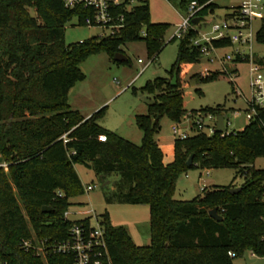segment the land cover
I'll return each mask as SVG.
<instances>
[{"label":"trees","instance_id":"obj_1","mask_svg":"<svg viewBox=\"0 0 264 264\" xmlns=\"http://www.w3.org/2000/svg\"><path fill=\"white\" fill-rule=\"evenodd\" d=\"M174 1L185 10L191 0ZM199 1H209L201 15L218 6L213 0ZM110 10L118 24L113 32L66 43V23L77 16L78 23L86 24L93 8L81 3L68 7L65 0H0V264L72 261L66 253L38 257L22 247V239L33 234L67 236L74 221L64 213L70 199L85 192L75 169L79 163L94 169L106 202L150 207L149 244L136 243L125 226L114 225L108 210L100 215L113 264H234V257L246 250L264 255V168L253 164L264 156V108L258 107L252 121L230 133L175 138L174 158L166 163L157 141L162 118L179 121L187 111L180 75L202 56L191 41L197 34L194 28L180 38L169 70L177 73L176 84L157 76L142 87L156 99L148 103L146 113L136 114L143 133L140 144L100 124L106 106L88 117L72 107L69 91L85 77L80 62L90 54L105 51L113 58L117 51L125 53L122 44L142 40L153 59L164 46L168 24L152 21L148 0L129 7L112 5ZM257 39L264 42V18ZM214 44L231 43L225 38ZM201 109L227 111L221 104ZM101 134L107 139L100 140ZM219 167L237 168L230 184L204 187L191 199L174 197L182 173ZM238 174L244 175L241 185L233 182ZM236 186L241 189L234 193ZM46 206L51 209L44 211ZM214 207L222 219L209 214Z\"/></svg>","mask_w":264,"mask_h":264},{"label":"rangeland","instance_id":"obj_2","mask_svg":"<svg viewBox=\"0 0 264 264\" xmlns=\"http://www.w3.org/2000/svg\"><path fill=\"white\" fill-rule=\"evenodd\" d=\"M139 1L136 0L133 4L139 3ZM148 1L152 21H163L168 24L163 35L162 50L152 59L144 41L129 40L122 44L129 59L128 63L115 60L105 51L90 54L80 62L85 77L78 80L68 94V100L72 107L79 109L84 116H90L99 108L106 106L105 114L99 119L100 124L107 129L115 130L137 144L141 143L143 133L136 123V114L146 113L148 103L156 99L155 93L144 91L142 87L147 79L157 76H166L173 81L174 74L169 73V70L176 59L180 39L171 40V38L185 12L174 0ZM215 1L218 6L214 8V12L209 11L204 15L208 22L199 24L203 31L210 29L211 22L222 18L232 9V6L240 2V0ZM30 11L35 14L34 8L30 7ZM263 18L254 20L256 30L261 28ZM65 30L66 43H74L93 35H107L112 32V29L99 25L80 24L77 16L66 23ZM254 43L255 50L263 54L264 42L255 41ZM231 50L230 46H222L215 52L202 55L198 62L190 64L188 69L181 73L180 79L184 86L187 110L207 106L215 107L217 104H221L229 110L227 117L231 124L228 128L235 130L243 128L248 122L246 101V98L250 97L248 63L246 61L236 62L237 70L230 75L220 72L221 62L218 59L215 61L209 59L211 56L229 53ZM138 58L141 61H138ZM205 68L211 70L212 73L208 74ZM217 72L219 73L215 78L198 80L200 76L204 77ZM199 88L201 91H197ZM235 109L239 114L234 113ZM173 123L174 121L168 116L162 118L161 128L157 134V139L159 138L161 141L164 150L165 161H170L173 158L172 139L175 137L172 131ZM253 164L256 167L264 168V156L256 158ZM75 169L80 174L84 186L94 184L95 188L70 199L72 202L69 207L70 219H80L86 215V211L93 210L90 213L92 214L91 221L93 225H96L95 216H100L108 210L113 224L125 226L128 234L136 243L149 244L151 242L150 207L148 204L127 203L118 200L108 203L105 200V188L94 169L82 163L76 164ZM236 172L237 168L234 167L190 168L176 180L174 197L179 200L191 199L201 193L204 187L230 184ZM115 176L117 177L114 175L103 181H111ZM243 180L244 175L238 174L233 182L235 185H241ZM234 264H264V255L254 257L249 250H246L243 254L234 257Z\"/></svg>","mask_w":264,"mask_h":264},{"label":"built area","instance_id":"obj_3","mask_svg":"<svg viewBox=\"0 0 264 264\" xmlns=\"http://www.w3.org/2000/svg\"><path fill=\"white\" fill-rule=\"evenodd\" d=\"M136 0H65L68 7H74L76 4H83L86 7L93 8V15L88 16L85 20L88 25H99L112 29L115 26L114 15L110 7L112 5L126 4L131 6ZM140 2V1H139ZM209 1L200 2L199 0H191L184 14L182 21L177 26V30L172 37L181 38L190 28H194L197 34L191 39L192 44L201 48L202 55L215 52L217 46L215 40L228 39L229 46L232 50L229 53L218 54L215 57H209L210 60L220 61V72L233 74L237 70L236 62L246 61L248 63L249 78V98H246L247 119L252 121L255 117L258 107L264 108V53L255 50V41H258L254 20L264 17V0H240L239 4L232 6V9L219 20L210 23V29L203 31L199 24L207 23V20L200 21L197 24L193 22V18L201 15L199 11L206 6ZM138 61H141L138 58ZM228 64H231L230 66ZM208 74L211 70L205 68ZM211 72V73H210ZM232 78V77H231ZM234 82V81H233ZM229 110L224 111L225 131H219L221 134L235 131L229 129L231 121L228 119ZM235 114H239L238 110H234ZM219 113H213L203 109L187 110L182 119L174 121L172 131L175 138H185L200 132L209 135L217 133V121ZM247 122V123H248ZM100 140H106L107 135H99ZM94 184L85 186V191L94 189ZM264 199V194H263ZM93 211V210H92ZM92 211H86V215L80 219H71L74 222L69 228L67 236L63 239H52L49 236L38 237L33 234L29 238L22 239V247L27 251H31L34 255L46 258L51 253H66L73 256L69 264H113L112 257L109 252L108 241L105 234V225L101 216H95L96 225L92 224ZM69 218V208L64 213ZM88 219L87 220H84ZM70 219V218H69ZM77 220V221H76ZM79 220V221H78ZM232 256L236 252L229 251Z\"/></svg>","mask_w":264,"mask_h":264},{"label":"water","instance_id":"obj_4","mask_svg":"<svg viewBox=\"0 0 264 264\" xmlns=\"http://www.w3.org/2000/svg\"><path fill=\"white\" fill-rule=\"evenodd\" d=\"M206 20L205 16L204 15H197L196 17L193 18V22L194 23H198L200 21H204ZM114 59L115 60H118V61H124L127 59V56L124 52L122 51H117L115 54H114ZM177 77V73L175 72L174 75H173V84H176V79ZM217 131H225V126H224V116L222 114H219L218 115V121H217ZM192 159H193V156H190L189 159H188V163L190 164L192 162ZM241 189V186H236L234 188H232V192H237ZM51 207L50 206H46L43 208L44 211L46 210H50ZM209 214L214 217V218H217L218 220L222 219V214L218 212V208L217 207H214L212 209L209 210Z\"/></svg>","mask_w":264,"mask_h":264},{"label":"crops","instance_id":"obj_5","mask_svg":"<svg viewBox=\"0 0 264 264\" xmlns=\"http://www.w3.org/2000/svg\"><path fill=\"white\" fill-rule=\"evenodd\" d=\"M213 1H215V0H213ZM216 2V1H215ZM217 3V2H216ZM89 115H87V116H85V117H88ZM157 141H158V143H159V145H160V147H161V149H162V146H161V141H159V138L157 139ZM174 141H175V137L172 139V145H173V148H174ZM164 151V150H163ZM174 154H175V152L173 153V158H174ZM165 156V155H164ZM173 158H172V160H173ZM171 161V160H170ZM164 162L166 163V162H169V161H165V157H164ZM77 170V169H76ZM78 172V171H77ZM78 175H79V177H80V174L78 173ZM251 252V251H250ZM251 255L252 256H254V257H256V255L257 254H255L254 252H251Z\"/></svg>","mask_w":264,"mask_h":264}]
</instances>
